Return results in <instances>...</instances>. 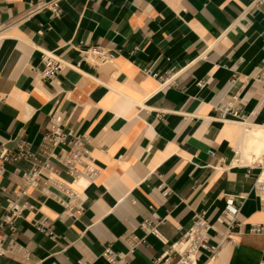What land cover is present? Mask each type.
Listing matches in <instances>:
<instances>
[{
	"label": "crops",
	"instance_id": "obj_1",
	"mask_svg": "<svg viewBox=\"0 0 264 264\" xmlns=\"http://www.w3.org/2000/svg\"><path fill=\"white\" fill-rule=\"evenodd\" d=\"M40 0H0V148L21 144L39 158L49 118L87 139L98 177L74 180L55 159L56 177L76 193L29 188L13 252L0 264H108L110 244L130 264H153L196 217L209 223V256L197 264L264 262V207L255 189L264 162V0H60L61 15ZM98 48L108 61L84 51ZM62 69L45 78L41 52ZM206 80L204 85L200 82ZM240 110L229 118L222 106ZM30 166L0 158V221ZM168 191L164 193L163 191ZM240 208L222 240L219 218ZM47 220L56 239L36 230ZM151 220L165 243L141 227ZM145 239L130 253L128 239Z\"/></svg>",
	"mask_w": 264,
	"mask_h": 264
},
{
	"label": "built area",
	"instance_id": "obj_2",
	"mask_svg": "<svg viewBox=\"0 0 264 264\" xmlns=\"http://www.w3.org/2000/svg\"><path fill=\"white\" fill-rule=\"evenodd\" d=\"M60 0H40L28 15L38 9L48 7L52 10L55 16H59L62 10L59 5ZM85 56H93L100 61H108L111 55L106 52L93 48L84 51ZM41 59L45 65L43 75L45 78L53 79L62 69V62L58 60L56 55L44 50L41 52ZM264 79V75L259 76ZM206 80L200 82L204 85ZM222 111L229 115V118L240 120L241 114L238 108L233 107L231 103L222 106ZM67 121L60 114H52L49 118L48 131L42 142V155L44 158H39L29 152L25 145L21 144L16 150H9L5 145L0 148V158L2 161L17 162L21 159H29L30 166L23 172V186L16 196L8 199V211L0 221V256H6L13 252L14 244L4 246L5 233L4 230L9 228L12 232H16L15 222L22 216L25 205L19 203V199L28 194L29 188H38L43 191L47 190L50 185L75 195V191L70 189L66 183L56 177L57 169L52 164V159L60 162L67 174L79 181L95 180L100 171L95 166L90 150L86 146L87 139L83 136H76L66 130ZM260 176L255 182V189L259 197L262 207H264V162H261ZM165 189L163 192L166 193ZM240 208L234 204V200L229 198L226 207L221 212L219 218L227 225V230L222 235V240L231 244L237 245L239 239L234 235L233 229L237 226V218ZM37 231L49 236L51 239H56L57 235L54 227L47 220H39L34 223ZM141 227L146 228L149 233L158 236L165 243V240L157 229L156 224L151 220L142 222ZM209 223L201 216L195 218L192 226L186 230L182 238L169 246V248L158 258L153 259V264H197L199 253L201 250H206L209 256L216 253L217 247L211 246L208 243L207 230ZM264 227L260 224L252 226L251 232L255 234L263 233ZM130 244V253L134 252L137 246L141 243H146L145 239H140L132 236L128 239ZM101 257L108 264H130L125 255L117 253L110 244L103 249ZM78 264H90L89 262L80 260ZM259 264H264L261 262Z\"/></svg>",
	"mask_w": 264,
	"mask_h": 264
},
{
	"label": "bare ground",
	"instance_id": "obj_3",
	"mask_svg": "<svg viewBox=\"0 0 264 264\" xmlns=\"http://www.w3.org/2000/svg\"><path fill=\"white\" fill-rule=\"evenodd\" d=\"M262 133H264V129H258V131H257V134H259L258 136H260Z\"/></svg>",
	"mask_w": 264,
	"mask_h": 264
}]
</instances>
